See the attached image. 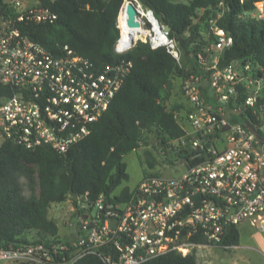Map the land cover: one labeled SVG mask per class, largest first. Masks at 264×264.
Here are the masks:
<instances>
[{
    "label": "built area",
    "instance_id": "1",
    "mask_svg": "<svg viewBox=\"0 0 264 264\" xmlns=\"http://www.w3.org/2000/svg\"><path fill=\"white\" fill-rule=\"evenodd\" d=\"M139 15L145 25L137 35L148 37L150 47H165L180 66L184 53L179 41L163 29L152 8ZM229 10L217 4L211 24ZM57 15L36 6L17 21L46 22ZM264 20V2L253 17ZM0 22V144L6 141L28 150L51 146L65 157L76 142L89 135L120 91L134 66L132 58L107 64L102 71L67 46L53 51L27 37H18L15 21ZM119 38L113 52L132 51ZM223 46L232 37H219ZM200 64L210 77L196 73L184 79L190 105L181 117L184 133L170 139L164 160L157 166L179 168L176 175H144L126 200L107 199L101 193L91 203L80 232L67 239L0 248V264H76L92 254L104 264H143L168 252L187 255L203 247L232 250L225 241L242 221L256 224L264 216V141L246 126L250 122L264 137V64L254 58L209 65ZM189 72L190 68H185ZM233 115V117H230ZM169 159V161H168ZM173 162V163H172ZM84 208V207H83ZM264 232V225H260ZM264 256V252L262 253Z\"/></svg>",
    "mask_w": 264,
    "mask_h": 264
},
{
    "label": "trees",
    "instance_id": "2",
    "mask_svg": "<svg viewBox=\"0 0 264 264\" xmlns=\"http://www.w3.org/2000/svg\"><path fill=\"white\" fill-rule=\"evenodd\" d=\"M139 1L152 8L163 25L169 26V35L179 41L183 57L191 63L189 72L165 47L152 49L147 36H136L134 51L125 55L113 52L121 31L118 16L124 0H38V6L57 15L46 22L17 21L19 14H14L9 3L0 0V19L15 21L13 30L18 37L35 40L53 51L58 45L67 46L87 58L98 71L124 57L134 61L132 71L93 131L71 146L65 157L51 146L28 150L9 141L0 144V248L40 242L25 238V233L31 230L65 239L57 235L58 225L49 218L48 211L52 202H62L70 193L86 203L93 202L101 193L107 199L128 198L130 187L116 192L129 179L124 156L143 144L144 133L151 127L157 128L159 144H164L159 151L167 153L169 140L184 133L174 110H179L183 117L184 110L190 109L183 92L185 77L192 72L204 77L211 75L212 70L205 71L199 62L200 53L207 55V48L198 40L203 25L209 34V40L202 42L204 45L220 44L219 37L223 34L232 37V43L223 46L217 67L246 58L264 64V20L244 17L264 0H225L229 10L217 21L219 32L214 31L211 20L220 0ZM143 162L145 175L159 174L151 171L159 163L151 151L145 152ZM23 178L31 184L35 181L38 194L34 187L30 195L24 194ZM225 241L239 244L237 226L231 228ZM76 264L104 263L89 254ZM143 264L200 262L195 251L187 255L173 251Z\"/></svg>",
    "mask_w": 264,
    "mask_h": 264
},
{
    "label": "rangeland",
    "instance_id": "3",
    "mask_svg": "<svg viewBox=\"0 0 264 264\" xmlns=\"http://www.w3.org/2000/svg\"><path fill=\"white\" fill-rule=\"evenodd\" d=\"M140 2L139 0H137ZM176 2H189L190 0H173ZM10 8H12L14 14H24L31 8H35L38 6V0H11L9 3ZM2 8V5L0 3V10ZM245 18H252L253 17V11L247 12L244 15ZM6 21L3 19V17L0 19V22ZM7 22V21H6ZM119 25V21H118ZM120 28V26H119ZM206 27L203 25L198 40L203 44V47L207 48V55L204 58L207 60L209 65L215 66L217 65L218 59L222 54L223 45L217 44L215 42H210L207 45H204L202 42H206L209 40V34ZM140 34V33H139ZM136 36H145V35H137ZM136 38V37H135ZM137 41H135V45L133 47V51L137 47ZM141 43V42H140ZM139 43V44H140ZM139 46V45H138ZM182 65L185 68H191V63L183 57L182 59ZM160 138L156 127H151L150 129L146 130L144 133V142L143 144L136 150L133 151L127 155L124 156V161L127 164V171L129 174V179L124 181L117 189L116 192H119L124 187H134L140 181L144 178L145 175V169L146 165L143 162V158L145 155V152L147 150L151 151L153 156H155L158 160V162H163L164 156L163 152L159 151L162 149L161 144H159ZM158 148H157V146ZM160 148V149H159ZM33 166L32 164H30ZM183 168L182 166L179 168H176L175 166L167 167L164 166H156L151 171H159L164 175H176L181 171ZM23 190L25 195H30L32 192V188L34 187L35 192L38 194L39 188L38 185L35 183V181L31 184L27 179L23 178ZM84 207V208H83ZM87 211L92 212V209H90V205L84 202L83 200H80L78 197H75L73 194H68L67 199L62 202H52L49 206L48 216L50 219L54 220L56 224L58 225V233L57 235L60 238H70V237H76L79 232L82 225V222L85 220ZM264 223L258 222L256 224L251 225L247 221H242L238 224V228L240 229V232L242 234L244 233H253V238L251 239L252 242H249L248 248H242L237 247L232 250H224L221 247H203L198 251V260L200 264H232L233 262L237 261V258L239 257L241 250H244L242 253H248L251 255V261H246L248 264H264V256L262 254V251H264V233H262V230L259 228L260 225ZM260 230V231H257ZM25 238L27 240L32 241H46L50 240L52 237L44 232H41L39 230H31L25 233ZM239 245L241 242L243 243V239H241ZM246 243V242H244ZM261 250V252H260ZM248 260V258H247ZM29 264V263H24Z\"/></svg>",
    "mask_w": 264,
    "mask_h": 264
},
{
    "label": "bare ground",
    "instance_id": "4",
    "mask_svg": "<svg viewBox=\"0 0 264 264\" xmlns=\"http://www.w3.org/2000/svg\"><path fill=\"white\" fill-rule=\"evenodd\" d=\"M128 3L129 0H126L123 3L118 16L119 26L122 32L120 42L124 45L131 44L136 34L143 32V30L145 29L144 21L139 15V11L142 10L136 4L138 15L135 18L131 19L127 15Z\"/></svg>",
    "mask_w": 264,
    "mask_h": 264
},
{
    "label": "crops",
    "instance_id": "5",
    "mask_svg": "<svg viewBox=\"0 0 264 264\" xmlns=\"http://www.w3.org/2000/svg\"><path fill=\"white\" fill-rule=\"evenodd\" d=\"M247 222L254 226V224H252L251 222H249V221H247ZM260 222L264 223V216H263L262 220H260ZM238 230H239V233H240V241H242L241 239H243L244 241H243V243L241 242V244H243V245H239L240 244V241H239V244L237 246L238 247L242 246V248H248V246H250V245H248V243L252 242L251 239L253 238V233H251V234H249V233L242 234L240 232L239 228H238ZM257 231H260V230H257ZM262 233H264V232L262 231ZM244 242H246V243H244ZM242 252H244V250H241V253H240L239 257L237 258V261L233 262L232 264H248V262H246V261H249V260H250V262H252L251 261L252 260L251 259V255H249L248 253H242ZM260 252H261V250H260ZM263 252L264 251H262V253ZM247 258H248V260H247Z\"/></svg>",
    "mask_w": 264,
    "mask_h": 264
},
{
    "label": "water",
    "instance_id": "6",
    "mask_svg": "<svg viewBox=\"0 0 264 264\" xmlns=\"http://www.w3.org/2000/svg\"><path fill=\"white\" fill-rule=\"evenodd\" d=\"M4 3H10L11 0H3ZM126 0H124L125 2ZM123 2V3H124ZM136 4H137V0H129L128 3V8H127V15L129 18L133 19L138 15L137 9H136ZM123 5V4H122ZM163 29L165 31H169V26L168 25H163ZM230 117H233V115H231ZM246 126L249 127V129L251 131H253L261 141H264V137L259 136L258 131L253 127V125L250 122H246Z\"/></svg>",
    "mask_w": 264,
    "mask_h": 264
}]
</instances>
